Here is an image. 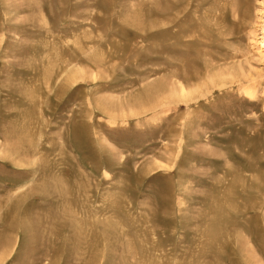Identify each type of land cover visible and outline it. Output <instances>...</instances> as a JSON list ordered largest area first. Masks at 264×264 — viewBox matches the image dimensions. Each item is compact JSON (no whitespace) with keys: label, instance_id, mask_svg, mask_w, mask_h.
<instances>
[{"label":"rangeland","instance_id":"1","mask_svg":"<svg viewBox=\"0 0 264 264\" xmlns=\"http://www.w3.org/2000/svg\"><path fill=\"white\" fill-rule=\"evenodd\" d=\"M0 264H264V0H0Z\"/></svg>","mask_w":264,"mask_h":264},{"label":"bare ground","instance_id":"2","mask_svg":"<svg viewBox=\"0 0 264 264\" xmlns=\"http://www.w3.org/2000/svg\"><path fill=\"white\" fill-rule=\"evenodd\" d=\"M173 1V0H172ZM176 1V0H175ZM173 3V2H172ZM182 6V5H181ZM178 6H177V4L176 3H174V4H172V6H171V8H172V10H176V8H177ZM179 13L181 14V17H182V19L183 18H185L186 16H187V13H186V9H184L183 7L182 8H180L179 7ZM171 11V10H170ZM175 12V11H174ZM178 15V14H177ZM181 17H180V19H181ZM174 20V19H173ZM176 20V19H175ZM172 23H174V22H172ZM176 23V22H175ZM173 28V27H172ZM172 33V32H171Z\"/></svg>","mask_w":264,"mask_h":264}]
</instances>
